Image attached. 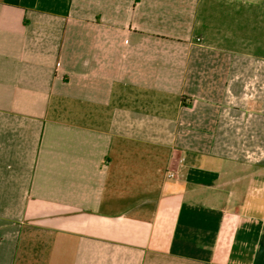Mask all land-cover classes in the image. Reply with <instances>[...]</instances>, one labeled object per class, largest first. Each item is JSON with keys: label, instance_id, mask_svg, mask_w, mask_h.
Instances as JSON below:
<instances>
[{"label": "crops", "instance_id": "crops-1", "mask_svg": "<svg viewBox=\"0 0 264 264\" xmlns=\"http://www.w3.org/2000/svg\"><path fill=\"white\" fill-rule=\"evenodd\" d=\"M0 264H264V0H0Z\"/></svg>", "mask_w": 264, "mask_h": 264}, {"label": "built area", "instance_id": "built-area-1", "mask_svg": "<svg viewBox=\"0 0 264 264\" xmlns=\"http://www.w3.org/2000/svg\"><path fill=\"white\" fill-rule=\"evenodd\" d=\"M174 177H175V173L174 172H171V171L167 172V174H166V178L167 179H173Z\"/></svg>", "mask_w": 264, "mask_h": 264}]
</instances>
